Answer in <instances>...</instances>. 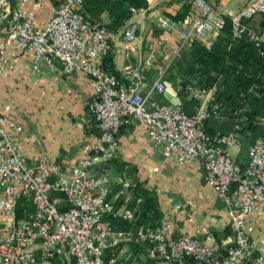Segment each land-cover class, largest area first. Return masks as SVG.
Masks as SVG:
<instances>
[{"label":"built area","instance_id":"built-area-1","mask_svg":"<svg viewBox=\"0 0 264 264\" xmlns=\"http://www.w3.org/2000/svg\"><path fill=\"white\" fill-rule=\"evenodd\" d=\"M83 1L59 0L44 23L35 26L29 8L0 0V72L8 68L3 47L9 44L30 51L33 71L44 63L61 73H86L90 78L87 109L98 129L92 144L81 146L69 174L52 177L54 163H27L5 128L17 129L18 125L0 113V264H49L55 256L62 264H118L114 249L121 243L142 245L141 264L146 259L156 264H189L186 257L198 264H214L219 254L220 264H264V253L244 229L246 219L259 212L264 198V135L248 144L246 162L239 165L228 147L239 142L244 105L233 109L229 130L205 131L202 121L220 108L216 93L219 75L206 85L175 82L177 93L196 100L191 112L155 97L165 91L162 73L181 47L192 45L194 39L210 47L222 32L227 14L209 0H177L192 9L188 23L167 13L158 14L155 24L175 31L180 42L163 49L160 71L145 89L141 73L151 65L155 53L147 51L136 63L123 66L118 75L105 71L100 59L110 52L117 31L100 21L86 20L80 10ZM144 10L129 5L131 14L121 29L127 43L136 34L133 14ZM255 14L264 17V0H247L227 15L229 34L231 39H246L264 57V39L248 23ZM130 121L146 125L148 138L160 144L163 156L200 159L204 182L225 204L228 239L220 235L205 242L188 234L171 236L163 221L140 218L141 197L130 198L134 183L127 177L119 173L112 180L105 171H90L114 155L115 134ZM259 123L264 127V118ZM50 191L62 194L65 206L60 207L59 198ZM20 197L29 207H23L22 217L17 218Z\"/></svg>","mask_w":264,"mask_h":264},{"label":"crops","instance_id":"crops-1","mask_svg":"<svg viewBox=\"0 0 264 264\" xmlns=\"http://www.w3.org/2000/svg\"><path fill=\"white\" fill-rule=\"evenodd\" d=\"M58 1L8 0L10 6L29 8L35 26L44 23L51 13V7ZM209 1L230 15L247 0ZM124 3L123 0H84L80 10L86 20L100 21L117 31L108 53L115 70L136 63L149 50L155 53L151 65L141 73L146 82L144 88L148 89L160 71L163 49L180 42L175 31L158 27L155 18L160 13L174 15L181 6L177 0H146L144 5L135 6L144 7L145 10L133 14L137 21L136 34L134 40L127 43L121 36L126 20L122 19ZM180 18L186 23L190 19L186 15ZM248 23L264 39L263 16L255 14ZM192 47L193 44L181 47L173 62L162 73L167 85L165 91L155 95L162 102L180 105L186 112L193 110L196 100L183 92L177 93L174 84L186 78L185 70L191 61ZM3 56L8 61V68L0 72V113L19 127L16 129L5 125L7 132L15 138L29 165L41 166L51 162L56 166L52 177L68 175L71 166L76 163L81 146L91 145L98 132L87 109L89 75L82 71L61 73L44 63H39L38 69L33 71L30 51L9 44L3 47ZM256 59L258 57L252 46L250 57L241 60L242 66L241 62L230 60L231 65L236 64L235 68L239 70L223 76L220 92H216L220 102L218 113L201 123L208 131L229 130L235 104L244 99V87L259 75L263 90H255L254 86L250 88L245 101L248 111L241 115L239 142L228 147V152L232 149V157L239 165L246 162L248 144L264 135V128L259 123L264 117V69L260 70ZM261 60L264 61V57ZM192 81L195 82L194 79ZM146 130V125L134 121L122 125L115 134L114 155L92 166L90 171H105L112 180L119 173L127 177L134 183L130 187V198L136 195L141 197L140 218L147 222L163 221L167 224V234L171 236L188 234L205 242L220 235L228 239L225 204L213 187L204 182L200 159L177 160L173 156H163L160 144L149 139ZM50 194L58 198L59 192L50 191ZM23 207H29V203L20 197L16 207L17 218L22 217ZM244 229L257 250L264 253V198L259 212L246 219ZM114 252L118 264H125L126 261L128 264H141L144 255L142 245L137 243H121ZM62 263L57 256L49 260V264ZM214 264H220L219 257H215Z\"/></svg>","mask_w":264,"mask_h":264},{"label":"trees","instance_id":"trees-1","mask_svg":"<svg viewBox=\"0 0 264 264\" xmlns=\"http://www.w3.org/2000/svg\"><path fill=\"white\" fill-rule=\"evenodd\" d=\"M124 3V12L122 14V19L127 18L130 14L129 5L139 6L144 5L146 0H123ZM181 8L177 11L173 17L180 18L183 16L190 17L192 13V9L187 4L180 5ZM264 18V17H263ZM114 29V27H112ZM221 35V36H219ZM230 43V46L227 47V44ZM250 47L252 44L244 38L240 39H231L229 34V20L228 16H225V24L222 29V32L218 34L213 44L210 47L202 44L198 39L193 40V47L190 51L191 61L188 64L185 70V79H182V82L189 81L193 83V79L195 80L194 84L198 85H206L211 82L213 79L219 75L216 92H220V82L222 79L224 80V75L233 73L239 70H236V64L231 65L230 60H236L237 62H241L242 59L250 57ZM255 50V49H254ZM239 52V54H237ZM258 59H256V63L260 65V70L264 69V61L261 60L262 56H260L255 50ZM245 53V54H244ZM241 62V66H242ZM101 67L108 72H113L118 75V71L113 68L111 62V56L109 54L103 56L100 61ZM255 87V90L261 91L263 87L260 86L259 75H257L254 79H252L245 87L243 91L242 97L244 98L242 101H238L235 107L244 105L245 111L242 113H247L248 109L246 107V97L250 88ZM218 97V94H217ZM234 107V108H235ZM241 114V115H242ZM264 118V117H262ZM264 128V127H263ZM207 132H213L208 131ZM60 201V207L65 206V201L62 194L57 195ZM137 246V245H135ZM217 257H221V254L217 255ZM186 261L189 264H198L192 257H186ZM145 264H155L153 259H146Z\"/></svg>","mask_w":264,"mask_h":264},{"label":"rangeland","instance_id":"rangeland-1","mask_svg":"<svg viewBox=\"0 0 264 264\" xmlns=\"http://www.w3.org/2000/svg\"><path fill=\"white\" fill-rule=\"evenodd\" d=\"M229 154L232 156L233 155V151L232 149H229ZM125 264H128V262L126 261ZM133 264V263H132Z\"/></svg>","mask_w":264,"mask_h":264}]
</instances>
